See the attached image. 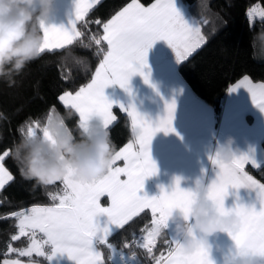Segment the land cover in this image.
Wrapping results in <instances>:
<instances>
[{
  "label": "snow or ice",
  "instance_id": "obj_1",
  "mask_svg": "<svg viewBox=\"0 0 264 264\" xmlns=\"http://www.w3.org/2000/svg\"><path fill=\"white\" fill-rule=\"evenodd\" d=\"M97 2L98 0H75L74 16L70 18L68 27L45 26L40 54L67 49L61 57V63L72 62L76 73L86 75L90 66L87 58L77 56L67 46L77 45L90 51L93 50V45L96 46L93 56L102 55V60L91 81L75 92L64 90L58 96V101L66 109L75 110L80 121L78 127H83L90 118L95 117L109 129L110 124L117 121V117L113 115L114 102L105 95L107 87L119 84L121 88L131 91V79L137 74L144 78L145 83H150L151 73L145 69L149 68L148 52L157 41H167L174 50L177 61L182 62L204 42L205 36L201 32V22L190 24L178 10L175 0H155L150 7H145L139 0H131V3L102 25L99 19L94 21L96 25L102 26V35L91 31L86 34L77 28V21H84L89 9ZM256 11L250 10L249 17ZM258 14L264 18V9ZM102 42L107 44L106 51ZM253 47L264 53L259 45L253 43ZM57 68L60 70L61 64ZM72 72L73 68L61 72V80L66 83L74 82L75 76ZM14 83L15 81L11 84ZM241 88L250 93L252 102L264 112V83L255 84L245 74L228 91L235 93ZM120 107L131 117L134 140L116 151L108 173L92 182L74 180L70 170L61 181L62 191L47 192L54 202L52 206L35 205L0 216V219L16 221L17 232L10 236V241H20L21 237L28 240V247L25 248H14L9 243L7 252L17 253L21 257H31L35 253L50 264L58 254H67L75 264H117V261L119 264H140L137 252L132 250L126 238H122L118 245L110 241V237L130 225L134 218L148 209L151 212L152 227L146 229V235L138 243V247L146 251L147 258L153 264H215L208 242H202L193 251H186L175 234L164 241L168 245L166 256L163 252L159 257L153 255L157 240L168 226L174 212L179 210L187 216L195 198L191 189L180 187V177L176 178L175 187L171 191L162 188V194L158 197L140 194L145 181L159 171L151 152L153 138L159 132H175V101L167 103V115L155 124L137 111L134 105L129 108L123 105ZM57 111L54 105L51 106L48 109V118ZM7 119V115L0 112V120ZM37 129L40 134L47 136L45 128L41 129L37 120L29 124L26 132L23 124L17 131L25 137L38 134ZM9 157L19 164L15 155H12V149L5 150L0 155V190L14 181L12 172L5 167V159ZM209 159L219 171L217 178L209 185L208 192L221 212L228 210L225 200L230 188H248L257 192L261 209L258 211L255 205L249 207L237 203L230 210L239 218L238 228L227 233L235 243L234 249L264 256V183L245 171V165L249 163L256 168L261 167L255 154L236 155L227 164L218 154L210 156ZM121 160L125 162L124 166L114 167ZM19 170L22 174L21 168ZM24 178L27 179L25 176ZM102 196L110 199L109 206H102ZM3 202L8 203L7 197L3 198ZM37 233L43 234L42 237L38 239ZM101 245L108 250L107 259L100 250ZM46 246L49 251H46ZM2 264H21V261L4 259Z\"/></svg>",
  "mask_w": 264,
  "mask_h": 264
},
{
  "label": "trees",
  "instance_id": "obj_2",
  "mask_svg": "<svg viewBox=\"0 0 264 264\" xmlns=\"http://www.w3.org/2000/svg\"><path fill=\"white\" fill-rule=\"evenodd\" d=\"M131 0H101L85 16L84 21H78L77 26L81 31H91L102 35V23L110 19L115 13L123 8ZM148 5L154 0H139ZM189 14L200 21L201 32L205 36L204 43L184 61L179 62L178 70L187 81L197 97L208 103L214 112L215 124L218 125L223 112V107L229 87L245 74L253 81L264 82V53L253 47V36L255 33L264 31V18H249V9L259 3L264 9V0H183ZM99 19L101 25H96ZM202 21H207L203 23ZM87 25V27H85ZM105 51L106 42H102ZM85 50L77 45L67 46L79 57H86L89 62L87 74L75 72L72 62L61 63V57L67 49L46 51L34 59L23 72L15 77V83L10 84L0 80V112L7 115V120H0V155L5 150L12 149L14 156L15 145L23 138L17 131L20 125H24L25 132L29 124L34 120L40 122V128L45 126L48 119V109L55 106L59 113L73 112V117L67 120L68 127L75 133H79V116L74 109H66L59 101L58 96L64 90L76 91L80 86L89 83L98 67L101 56H93L95 50ZM255 52V55H254ZM61 64L60 70L57 65ZM73 68L74 82L61 80V72ZM117 121L110 127L111 139L115 145V151H119L128 142L132 141L134 135L131 131V120L126 112L115 107ZM27 121V123H25ZM33 127L35 125L33 124ZM38 134L40 130L37 129ZM264 148V139L262 141ZM5 167L12 172L14 181L5 185L0 190V216L12 211L30 208L35 205L52 206L53 201L47 195L48 191L63 190L62 182L54 185L43 186L35 180L25 179L20 172V164L11 157L5 159ZM247 171L259 182L264 183V165L260 168L248 166ZM7 197L8 203L3 202ZM151 212L145 210L140 216L134 218L130 225L119 230L110 237V241L121 243L126 238L132 250L140 257L141 264H153L147 258L144 249L138 247L141 238L146 235V229L152 227ZM16 221L0 219V264L7 258H21L47 262L44 257L32 255L21 257L17 253L7 252V246L11 243L14 248L28 247L26 237L20 241H10V236L17 232ZM135 233V235H133ZM170 239L168 229L164 230L158 238L153 255L159 257L163 252L167 255L168 245L164 243ZM101 251L107 259L108 250L103 245ZM127 252L128 250L125 249Z\"/></svg>",
  "mask_w": 264,
  "mask_h": 264
},
{
  "label": "crops",
  "instance_id": "obj_3",
  "mask_svg": "<svg viewBox=\"0 0 264 264\" xmlns=\"http://www.w3.org/2000/svg\"><path fill=\"white\" fill-rule=\"evenodd\" d=\"M139 3L141 2L139 1ZM153 3L155 0L148 5H143L150 7ZM175 3L185 19L190 24L195 25L196 20L189 14L184 1L175 0ZM56 7L57 11L51 17L50 25L68 27L70 18L74 16L75 0H57ZM148 64L149 68H146L145 71L151 73L150 83H145L144 78L137 74L131 79L129 85L131 91L121 88L119 84L110 85L105 89V95L114 102L113 109L115 107L121 109V105L125 108L134 105L137 111L154 124L161 117L167 115V103L175 101L176 111L173 121L175 132L168 134L159 132L153 138L151 152L159 171L155 176L145 181L141 195L146 193L149 197H158L162 194V188L171 191L175 187L177 177L181 178L180 187L184 189L193 188L197 180H203L206 185H210L217 178L216 174L219 168L212 164L209 157L214 156L217 146L226 142L228 138L234 139L233 147L237 155L254 153L260 165H264V148L262 145L264 112L252 102L251 95L246 89L241 88L235 93L227 92L221 119L216 125L212 107L197 97L182 77L178 70L179 62L176 54L167 41H157L149 50ZM251 81L255 84L264 83L252 79ZM113 115L116 116L114 110ZM124 164L125 162L122 160L117 161L114 167ZM248 166L256 167L250 163L245 165V171L253 176L247 171ZM253 178L256 179L254 176ZM100 202L102 206H109L110 199L107 196H102ZM237 203L249 207L255 205L258 211L261 209L257 192L252 189L241 188L237 190L230 188L225 206L233 208ZM173 216L179 218L181 216L180 211L176 210ZM168 231L171 238L175 234L171 224ZM42 235L37 233V238H41ZM208 245L210 246L211 258L215 264H225L226 254L235 247L234 241L226 232L209 237ZM46 251H49L47 246ZM7 259L20 260L21 264H50L48 260L41 262L21 258ZM51 264H75V262L69 259L67 254H58Z\"/></svg>",
  "mask_w": 264,
  "mask_h": 264
},
{
  "label": "clouds",
  "instance_id": "obj_4",
  "mask_svg": "<svg viewBox=\"0 0 264 264\" xmlns=\"http://www.w3.org/2000/svg\"><path fill=\"white\" fill-rule=\"evenodd\" d=\"M57 0H0V80L12 83L15 77L40 55L44 27L57 11ZM253 43L264 49V31L254 34ZM73 112L58 111L45 123L47 136L23 137L14 148L22 174L43 186L61 182L71 170L76 181L92 182L112 167L115 145L109 129L99 118H90L75 134L66 121ZM80 121L78 120V126ZM233 138L216 148L224 163L236 157ZM209 185L197 180L191 190L195 198L187 216H172L165 230L174 227L175 236L186 251L217 234L236 230L238 216L227 208L221 212L209 196ZM225 264H264V256L234 249L225 256Z\"/></svg>",
  "mask_w": 264,
  "mask_h": 264
},
{
  "label": "rangeland",
  "instance_id": "obj_5",
  "mask_svg": "<svg viewBox=\"0 0 264 264\" xmlns=\"http://www.w3.org/2000/svg\"><path fill=\"white\" fill-rule=\"evenodd\" d=\"M252 9H256L257 11H256V13L254 14V15H252L251 17H249L251 20H254L255 18H258V17H260V15L258 14L259 13V11L260 10H262L263 8H262V6L259 4V3H256V4H254L250 9H249V11L250 10H252ZM249 14V13H248ZM260 18H262V17H260ZM124 165H120V166H118V167H123ZM125 178V177H124ZM123 178V179H124ZM151 228V227H150ZM117 264H119V262L117 261Z\"/></svg>",
  "mask_w": 264,
  "mask_h": 264
},
{
  "label": "built area",
  "instance_id": "obj_6",
  "mask_svg": "<svg viewBox=\"0 0 264 264\" xmlns=\"http://www.w3.org/2000/svg\"><path fill=\"white\" fill-rule=\"evenodd\" d=\"M142 239H143V238H141V241H142ZM138 258H139V261H140V264H141V260H140V257L138 256Z\"/></svg>",
  "mask_w": 264,
  "mask_h": 264
}]
</instances>
